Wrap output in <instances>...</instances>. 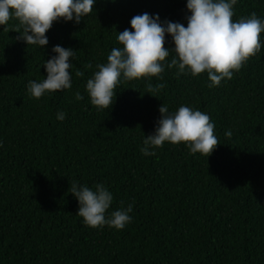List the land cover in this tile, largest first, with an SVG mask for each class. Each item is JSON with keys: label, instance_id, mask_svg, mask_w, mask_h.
<instances>
[{"label": "trees", "instance_id": "trees-1", "mask_svg": "<svg viewBox=\"0 0 264 264\" xmlns=\"http://www.w3.org/2000/svg\"><path fill=\"white\" fill-rule=\"evenodd\" d=\"M233 11L234 21L264 20V0H237ZM145 12L185 27L190 15L186 0H96L79 23L54 22L43 47L18 39L15 18L0 25V264H264V33L261 51L219 86L165 66L162 79L121 77L110 109L93 106L87 80ZM55 45L74 51L72 87L37 100L28 83L46 78ZM165 47L170 62L167 33ZM148 83L165 87L147 93ZM160 105L209 115L220 144L208 157L169 142L143 155ZM73 181L103 184L113 195L106 217L131 204V221L86 226Z\"/></svg>", "mask_w": 264, "mask_h": 264}, {"label": "clouds", "instance_id": "clouds-1", "mask_svg": "<svg viewBox=\"0 0 264 264\" xmlns=\"http://www.w3.org/2000/svg\"><path fill=\"white\" fill-rule=\"evenodd\" d=\"M96 0H0V25H7L15 18L22 27L16 31L26 45L48 44L47 31L53 23L63 19L79 23L82 17L93 12ZM237 0H186L190 15L186 17L187 26L178 22L165 21L162 25L158 15L147 12L135 15L130 20L131 31L125 29L118 33L117 40L122 47L112 48L107 62L97 65L92 78L87 80L86 91L90 102L99 109H110L114 102L115 89L121 83L133 79L156 77L162 79L165 66L175 67L177 75L190 72L192 76L207 73L209 87L219 86L222 80L232 79L234 72L241 68L262 47L261 34L264 33V20L253 12L249 17L233 20V6ZM7 30V29H5ZM169 34L174 43L175 56L170 62V49L165 47V35ZM52 51L57 55L44 63L47 73L41 82L29 81L28 92L40 99L46 92H57L72 87L70 69L74 51L71 48L55 45ZM91 68V64H86ZM82 77V71H76ZM147 93L158 92L164 84H147ZM134 90V89H133ZM154 96V95H152ZM76 100L83 99L77 92ZM160 119L153 134L145 136L143 155H154L155 148L165 142L184 143L190 152L210 156L220 141L215 135V125L209 115L200 110L181 105L174 114H169L166 105L159 106ZM57 119L64 120L63 112L57 113ZM231 137V131L225 133ZM78 201L79 215L83 223L91 228L105 225L122 230L132 219L128 214L132 205L106 212L113 201L112 193L103 184H97L95 190L78 185L73 181L69 191ZM123 204V201H121Z\"/></svg>", "mask_w": 264, "mask_h": 264}]
</instances>
